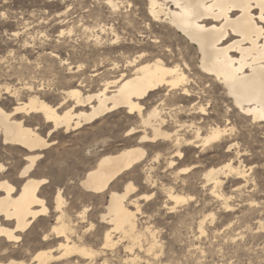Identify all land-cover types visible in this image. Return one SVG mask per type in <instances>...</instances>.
Listing matches in <instances>:
<instances>
[{"label":"bare ground","instance_id":"obj_1","mask_svg":"<svg viewBox=\"0 0 264 264\" xmlns=\"http://www.w3.org/2000/svg\"><path fill=\"white\" fill-rule=\"evenodd\" d=\"M136 2L140 4L138 8ZM102 3L110 10L111 17L96 18L91 24V75L87 76V70L82 65L76 68L72 66L69 58L51 54L67 70L63 77L69 88L59 90L62 99L52 105L43 99L42 93H45L39 92L41 88L36 89L32 81H26L23 83L26 92L21 88L26 93V100L17 99L18 103L10 111L0 107L3 143L17 147L23 160L15 174L19 187L8 181L11 188L17 191L0 186V230L13 231L20 239V234L28 231L35 221L54 215L50 229L52 234L44 233L42 241L56 239L57 253L44 249L37 251L31 258L35 264H46L51 260L77 255L92 258L96 254L93 249L81 245L83 243L79 240L82 238L76 230L75 220L64 208V203L58 208L54 197L52 208L45 203L42 210L32 202V197L42 191L43 184L38 182L46 180L36 178L35 174L41 163V152L55 144L48 137L52 132L60 128L66 134L74 132L83 124L92 123L115 110H123L136 118L133 126L125 130L129 146L101 154L95 167L92 165L87 169L96 174L93 182L88 187H83V182L79 185L84 191L99 194L102 199L103 192L93 189L103 184L107 192V204L98 217L109 225L104 231L102 249L113 248L128 240L131 245L126 247L131 250L133 245H138L136 243L142 236L136 226V213L141 209L137 205V197L130 202L126 199L113 202V192L118 197H124L128 183L132 182L123 183L124 190L117 191V186L109 187L110 176L119 177L123 172L135 168L148 154L146 146L152 149L162 145L167 150L174 148L170 158L178 159L182 157L183 149H199L213 143H227L226 149L236 148L239 153V133L232 117L261 124L256 116L261 109L259 83L264 74V49L259 41L250 43L251 36L246 38L244 33L237 34L233 25L237 23L239 12L235 16L232 12H223L215 6L216 0H102ZM92 12L91 9V16ZM117 17L122 24L123 34L115 25ZM156 24L162 27L164 34L155 30ZM90 82H98L99 88H95L96 91L91 89L94 92H84ZM253 86L257 95L249 96L248 89ZM13 89L10 91L7 87L6 93L17 98L20 89ZM217 89L221 93L215 98L213 93ZM249 99L252 100L251 104L248 103ZM213 108L215 113L211 112ZM249 113H252L251 117ZM31 115L40 117L43 125H50L46 136L37 132V127L29 126L28 118ZM73 154L76 158L66 157L62 165L49 163L45 167L50 172L56 166L61 176L72 173L71 169L78 167L82 160L79 151ZM159 156L160 152L156 151L153 157L157 160ZM32 157L37 158L35 163L26 177L21 176L20 172L29 167V159ZM170 158L167 164L173 166L175 160ZM173 170H177L176 174H185L188 168ZM230 174L242 178L246 176V171L231 161L206 169L204 177L205 182L211 185V194L216 197L223 195L216 188L222 182L221 176ZM150 177V174L147 175L146 180L149 181ZM70 179L69 175L67 180ZM58 181L54 183L59 186ZM105 181L107 183H103ZM166 194L167 199L173 203L170 209L187 200L171 187L166 189ZM39 198L46 200L44 196ZM222 198L224 208H228L230 204L224 196ZM37 212L41 215L36 216ZM146 230L153 242L147 250H152L155 245L154 234ZM114 235L116 240L113 239ZM1 241L10 245L19 240L10 241L6 236H0ZM135 258H130V264H139ZM8 261H14L15 264L25 262L15 259ZM8 261L0 264H8Z\"/></svg>","mask_w":264,"mask_h":264},{"label":"rangeland","instance_id":"obj_2","mask_svg":"<svg viewBox=\"0 0 264 264\" xmlns=\"http://www.w3.org/2000/svg\"><path fill=\"white\" fill-rule=\"evenodd\" d=\"M139 6L136 2V7ZM0 13L4 14L0 16V107L5 111H10L18 103L17 99L26 100V90L23 89L26 81H32L36 89L41 88L39 92L45 93H42L43 99L48 103L56 105L62 99L59 90L69 88L63 77L67 70L51 54L69 58L75 68L82 65L90 76L91 24L96 18L111 17L102 0H0ZM117 18L115 25L122 33V24ZM156 29L164 34L160 25L156 24ZM7 87L10 91L11 88L20 89L19 96L10 97L6 93ZM95 88H99L98 82H90L84 92H94ZM215 92L213 95L217 98L221 90ZM211 112L216 110L213 108ZM30 117L29 126L37 127V132L46 136L50 125H43L40 117ZM232 120L239 133V153L236 148L226 149L227 143H213L199 149H183V155L178 159L170 158L174 148L169 151L165 145L153 149L146 146L148 154L144 160L119 176L115 186L120 188L126 182H132L136 193H130L126 200L130 202L137 197L141 209L136 213V226L142 236L131 250L126 247L131 245L128 240L116 244V247L102 249L104 231L109 225L98 217L105 209L108 195L102 199L99 194L84 191L79 185L71 186L64 198V208L75 220L76 230L82 238L79 240L83 243L81 245L93 249L97 255L92 258L63 257L46 264H130L129 260L134 256L139 264H264V124L257 125L236 116ZM135 121L136 118L125 111L115 110L92 123L83 124L74 132L66 134L62 128L52 132L48 137L55 144L41 152V163L35 174L36 178L49 181L42 187L48 207L49 204L53 206L54 197L48 201L47 196L54 188L61 187L54 183L55 180L65 179L67 184L69 174L61 176L56 166L49 172L45 167L47 164L62 165L66 157L76 158L73 152L79 151L82 154L80 165L71 169L79 177L85 168L96 163L101 154L128 147L129 137L125 136V130ZM156 151L160 152L157 160L153 157ZM169 158L176 164L168 166ZM228 161L244 169L246 176H221L222 182L216 190L230 204L224 208L222 196L211 194V185L205 182L204 173L211 166L218 167ZM0 162L9 169L5 178L18 188L20 183L15 174L23 164L21 153L17 147L3 143L1 131ZM183 167L188 168L185 174H176L177 170H173ZM148 172L151 181L150 178L146 180ZM170 187L187 198L174 209H170L173 203L166 194ZM85 208L88 212L82 215ZM201 222L202 230L199 228ZM53 223L54 215L50 214L21 233L18 242L9 245L1 241L0 262L15 259L24 260V264H35L31 258L37 251L52 250L56 254V239L42 241V235L50 233ZM146 228L154 234L152 250H147L153 242Z\"/></svg>","mask_w":264,"mask_h":264},{"label":"snow or ice","instance_id":"obj_3","mask_svg":"<svg viewBox=\"0 0 264 264\" xmlns=\"http://www.w3.org/2000/svg\"><path fill=\"white\" fill-rule=\"evenodd\" d=\"M216 7H219L222 9L223 12H232V14L235 16L237 12L240 13L239 16H237V23L233 25V28L237 30V34L244 33L246 38L247 36H251L252 40L250 43H257L260 42L261 48L264 49V0H216ZM3 13H0V16H3ZM230 23V21H228ZM221 36L224 35L223 32L220 34ZM9 55H12L9 53ZM237 98H239L238 92ZM249 96L257 95L255 86L248 89ZM231 102V101H230ZM259 102L261 104V109L259 111V114L256 116V119L261 123L264 124V74L261 76V80L259 83ZM249 104L252 103V100L249 99ZM243 111V109H241ZM252 113H249V116L251 117ZM234 131V130H233ZM36 157H32L29 159V167L25 169V171L20 172L21 176H25L27 172L31 169L32 164L35 163ZM95 167V165H93ZM9 169L5 167L4 162H0V173H3V175H0V186H7L9 190L11 191H17V189L11 188V185L8 184V180L5 178L8 176ZM86 174V175H85ZM71 176V179L67 181V184H65V179H61L58 181V183L61 185L59 190L53 189L52 193L47 196V200H52L53 197L56 198V205L57 207H62L64 203V198L68 195V189L73 185H81V182H83V187H88L95 177L94 172L88 171L86 168L84 169L83 173L79 177H77L74 173H69ZM120 177L117 176H110L108 180L111 181V184L109 187L115 185V182ZM15 182V181H14ZM38 183L43 185H48L49 181L47 180H41ZM107 183V181L103 182ZM28 187L27 185L25 186ZM96 192H103L105 196H107V192L104 191L103 184L99 187H96L93 189ZM123 186L117 189V191H123ZM130 193H136V188L133 186L132 183H128L127 185V191L125 192L124 197H118L116 192H113L112 198L114 203H118L120 199H127L128 195ZM31 196V193H29ZM45 195L43 191L37 192L34 197H32V202L40 206L43 210V206L46 203V200H42L39 197ZM144 199H151V197H144ZM107 203V201H105ZM52 205L49 204V207ZM103 210V209H101ZM88 209L85 208L82 212V215L84 213H87ZM46 214V212L44 213ZM36 216H40L41 213L37 212L35 214ZM0 236H6L8 240L15 241L19 240L18 235H14L13 231L8 230H0ZM8 264H15L14 261H8Z\"/></svg>","mask_w":264,"mask_h":264}]
</instances>
